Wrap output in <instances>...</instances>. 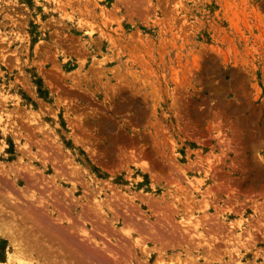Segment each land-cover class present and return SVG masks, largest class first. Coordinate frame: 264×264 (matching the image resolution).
<instances>
[{"label":"rangeland","instance_id":"obj_1","mask_svg":"<svg viewBox=\"0 0 264 264\" xmlns=\"http://www.w3.org/2000/svg\"><path fill=\"white\" fill-rule=\"evenodd\" d=\"M0 208L59 264H264V0H0Z\"/></svg>","mask_w":264,"mask_h":264},{"label":"bare ground","instance_id":"obj_2","mask_svg":"<svg viewBox=\"0 0 264 264\" xmlns=\"http://www.w3.org/2000/svg\"><path fill=\"white\" fill-rule=\"evenodd\" d=\"M15 176V175H14ZM14 182V181H13ZM14 185V183H13ZM5 197V196H4ZM39 201V200H38ZM2 205V204H1ZM14 206V205H12ZM42 208V207H41ZM7 209V208H6ZM21 209V208H20ZM19 209V210H20ZM23 209V208H22ZM21 209V210H22ZM28 209V207H27ZM30 209V207H29ZM28 209V210H29ZM17 210V209H16ZM43 210V209H42ZM5 212V210L3 208H0V235H2V238H5L6 240H8V244L13 246V249L9 248L7 249L6 253V261H4V263L2 264H8L11 263L13 261H16L19 264H59V262L57 261V257L60 256V252L59 251H63V248L60 246L58 247V249H53V247H56L55 245H48L46 244V240L44 242H41L38 240V238L35 239V237L31 238L32 235H36L37 233H32V231L28 232L25 234L23 232H26L25 229H22L20 227H18L17 225H10V222H5L4 219L2 218V212ZM23 211V210H22ZM31 211V210H29ZM34 211V210H33ZM38 211L37 213H40V215H43V211H41V209L37 208ZM21 212V211H20ZM25 212V209H24ZM28 212V211H27ZM26 212V213H27ZM42 212V213H41ZM7 213V212H6ZM22 213V212H21ZM29 215L30 212H28ZM11 216V215H10ZM35 216V215H34ZM39 216V215H38ZM15 220V217L13 218ZM39 221V220H38ZM42 221L45 222H50L49 220H46L45 216H41L40 217V221L39 223H42ZM51 223V222H50ZM71 224H68V226L65 227H70ZM73 226V224H72ZM70 227L71 229H73V227ZM62 227V226H61ZM76 228V227H75ZM22 229V230H21ZM66 229V228H65ZM70 229V230H71ZM78 230V229H77ZM81 230V229H80ZM46 232L47 228H44L42 230L38 229L37 232ZM65 231V230H64ZM63 231V232H64ZM72 231V230H71ZM65 233L67 234V232L65 231ZM63 234V233H61ZM66 234H63L64 236ZM69 234V233H68ZM71 234V233H70ZM69 234V235H70ZM73 234V233H72ZM75 234V233H74ZM44 235H46L44 233ZM59 235V234H58ZM62 235V236H63ZM38 237V236H37ZM42 237V236H41ZM59 238V237H58ZM74 238V237H72ZM71 238V239H72ZM32 239V240H31ZM41 239V238H40ZM65 239V237H64ZM67 239V238H66ZM69 239V238H68ZM67 239V240H68ZM75 239V238H74ZM63 240V239H62ZM53 241H55V239L53 238ZM71 241V240H69ZM73 241V239H72ZM76 241V240H75ZM49 242V241H48ZM51 242V241H50ZM66 242V241H65ZM78 242V243H77ZM76 245L79 247V241H77ZM72 243V242H71ZM58 244V243H57ZM65 244V243H64ZM73 244V243H72ZM70 245V244H69ZM95 245V244H94ZM72 246V245H71ZM75 246V244H74ZM81 246V244H80ZM8 247V246H7ZM65 249V248H64ZM81 249V248H79ZM96 249V248H95ZM83 250V249H82ZM98 250V249H97ZM59 253V255H56V253ZM77 252V249H76ZM75 252V253H76ZM80 255V253H79ZM78 255V256H79ZM75 256V255H74ZM83 256V255H82ZM85 256V255H84ZM63 257V256H61ZM66 257V256H65ZM60 258V257H59ZM64 258V257H63ZM72 258V257H71ZM75 258V257H74ZM77 258V257H76ZM69 259V258H68ZM73 259V258H72ZM84 259V258H82ZM92 260V258H91ZM64 261V259L62 260ZM72 263V262H71ZM84 264H86V262H84ZM88 264V263H87Z\"/></svg>","mask_w":264,"mask_h":264}]
</instances>
